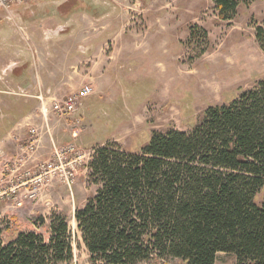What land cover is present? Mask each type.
<instances>
[{"label": "trees", "instance_id": "trees-1", "mask_svg": "<svg viewBox=\"0 0 264 264\" xmlns=\"http://www.w3.org/2000/svg\"><path fill=\"white\" fill-rule=\"evenodd\" d=\"M212 1L231 20L253 0ZM255 34L264 49V26ZM86 168L98 188L74 219L93 264H216L219 253L264 264V78L189 130L154 131L137 152L96 145ZM2 231L0 264H73L63 213L50 217L48 239L28 230L6 242Z\"/></svg>", "mask_w": 264, "mask_h": 264}, {"label": "rangeland", "instance_id": "rangeland-1", "mask_svg": "<svg viewBox=\"0 0 264 264\" xmlns=\"http://www.w3.org/2000/svg\"><path fill=\"white\" fill-rule=\"evenodd\" d=\"M89 1L98 4L97 0ZM116 1L123 14L122 22H129L122 29L124 35L139 37L147 45V51L138 54L135 65L123 63L127 76L113 77L120 84L115 83L107 94L89 100L88 104L84 101L77 113L83 120L84 130L77 140L66 121H57L65 137L58 141L55 138L56 142L76 144L88 155L87 163L98 144L115 141L127 151L137 152L154 131L189 130L206 107L229 103L241 90L264 78V49L255 34L257 26H264V0L241 4L231 20L219 18L212 0ZM45 7L53 15L62 14L54 5ZM89 7L92 12L89 15L98 13ZM113 8L111 4L106 6L110 14ZM81 12L70 16L71 12L69 21ZM43 14L46 13L35 14L38 24H42ZM7 21L0 19V29L9 26ZM191 29L195 31L194 36ZM90 30L85 27V34ZM50 148L45 157H49ZM85 165L79 167L73 194L65 185L54 181L45 188L41 199L25 201L21 207L0 199L3 239L8 242L18 231L28 230L48 239L50 217L53 213H63L72 233L73 264H93L74 224L76 209L98 188L87 182ZM41 219H45V224ZM164 264L181 263L178 259H168Z\"/></svg>", "mask_w": 264, "mask_h": 264}, {"label": "crops", "instance_id": "crops-1", "mask_svg": "<svg viewBox=\"0 0 264 264\" xmlns=\"http://www.w3.org/2000/svg\"><path fill=\"white\" fill-rule=\"evenodd\" d=\"M97 2L41 0L15 6L16 26L7 21L9 26L0 29V150L8 155L16 152L19 139L27 138L29 125L43 127L45 119L49 134L42 140L40 154H47L51 137L55 142L65 137L57 124L62 120L50 109L52 100L88 83L96 91L86 99V104L104 96L115 83L120 84L113 77L127 76L123 63L135 65L138 54L147 51V45L139 37L124 35L122 29L129 22H122L123 14L116 0ZM110 4L114 7L111 14L106 10ZM47 5L58 7L62 14H51ZM90 5L98 11L96 15H89ZM78 11L82 12L69 21ZM37 12L46 13L41 16L42 24L35 17ZM85 27L92 30L85 34ZM41 99L48 106L45 114L41 112ZM225 256L219 253L216 264H235L234 256Z\"/></svg>", "mask_w": 264, "mask_h": 264}, {"label": "built area", "instance_id": "built-area-1", "mask_svg": "<svg viewBox=\"0 0 264 264\" xmlns=\"http://www.w3.org/2000/svg\"><path fill=\"white\" fill-rule=\"evenodd\" d=\"M41 0H0V15L15 22L13 8ZM17 28L23 31L22 26ZM95 93L91 84L55 98L50 109L59 119L68 123L73 138L84 130L83 120L77 115L84 101ZM48 111L47 103L41 99V112ZM43 127L29 125L28 136L18 141L16 152L8 155L0 150V199L10 200L21 207L25 201L41 199L45 188L54 181L60 182L73 194L79 167L87 163V154L82 153L76 144L61 145L51 137L49 157L40 154L42 140L49 134L48 120ZM91 157V156H90ZM87 166V165H85Z\"/></svg>", "mask_w": 264, "mask_h": 264}, {"label": "bare ground", "instance_id": "bare-ground-1", "mask_svg": "<svg viewBox=\"0 0 264 264\" xmlns=\"http://www.w3.org/2000/svg\"><path fill=\"white\" fill-rule=\"evenodd\" d=\"M76 221V220H75ZM74 221V224H76V222Z\"/></svg>", "mask_w": 264, "mask_h": 264}]
</instances>
